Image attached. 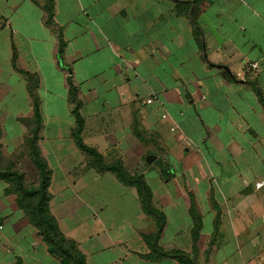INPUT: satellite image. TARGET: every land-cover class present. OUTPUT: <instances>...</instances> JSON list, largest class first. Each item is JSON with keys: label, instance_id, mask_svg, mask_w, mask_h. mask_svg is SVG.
Masks as SVG:
<instances>
[{"label": "crops", "instance_id": "obj_1", "mask_svg": "<svg viewBox=\"0 0 264 264\" xmlns=\"http://www.w3.org/2000/svg\"><path fill=\"white\" fill-rule=\"evenodd\" d=\"M19 70L38 80L50 210L86 264L182 263L144 257L150 249L143 234L155 221L135 187L99 171L76 144L71 85L82 104L83 139L106 162L119 156L113 160L136 168L144 158L160 159L155 147L169 152L166 180L183 184L162 188L170 200L160 207L167 220L162 247L192 250L182 192L202 165L215 176L208 188H217L221 229L199 262L264 264V187L256 186L264 181L257 92L264 99V0H0L1 142L14 156L28 149L23 119L34 116L29 80ZM22 163L37 184L30 155ZM8 188L0 180V264H61Z\"/></svg>", "mask_w": 264, "mask_h": 264}, {"label": "trees", "instance_id": "obj_2", "mask_svg": "<svg viewBox=\"0 0 264 264\" xmlns=\"http://www.w3.org/2000/svg\"><path fill=\"white\" fill-rule=\"evenodd\" d=\"M49 11H52L51 8ZM63 44V39H61L60 46H63ZM19 71L27 76L29 80V91L34 100V116L23 120L30 125V131L26 136V144L29 148L31 159L38 169L39 178L37 184H27L24 172L16 168L14 162H11L6 166L0 165V180H5L9 183L7 192H13L17 195L18 206L25 212L30 222L38 229L39 234L49 245L50 252L60 258L61 264H86L85 255L80 250L78 243L74 239L68 238L62 232L56 217L50 210L52 196L48 188L51 183L52 170L42 155L39 145L40 130L43 126V121L41 117V101L36 93L38 80L34 74L26 72L25 70ZM257 92L264 103L261 91L258 89ZM70 101L74 103L73 115L76 124L72 130V135L78 147L88 154L92 164L99 171H112L116 174L119 181L135 187L144 212L150 215L155 221V230L143 234L144 241L150 249V252L144 254V257L152 260L171 257L182 264H201L198 259L199 253L196 247L199 237L198 233L201 229V220H197L198 226L196 227L193 241L194 254L191 255L179 248L165 249L162 247L159 244V240L166 225V215L163 210H160L154 205L151 186L142 174L131 173L125 164L118 159L112 162H106L105 156L96 147L85 143L82 135L85 119L80 111L82 104L78 100L77 90L73 85H71L70 89ZM1 133L0 121V136ZM138 135L142 137V134L138 133ZM1 148L2 144L0 142V151ZM215 204L217 206V203ZM190 211L193 215L196 214L193 204L191 205ZM218 223L219 215L216 221V227Z\"/></svg>", "mask_w": 264, "mask_h": 264}, {"label": "rangeland", "instance_id": "obj_3", "mask_svg": "<svg viewBox=\"0 0 264 264\" xmlns=\"http://www.w3.org/2000/svg\"><path fill=\"white\" fill-rule=\"evenodd\" d=\"M1 139H2V133L0 136V142H1ZM150 139H151V137H150ZM1 144H2V142H1ZM21 145H23V143ZM17 151H18L17 152L18 156L10 155L3 149V144H2V148L0 151V165L6 166L7 164L14 162L15 167L18 168L20 171H24L25 169H27V166L22 162H24V157H27L28 155H30L29 148L28 149L19 148V150H17ZM153 151L158 154V156L160 158V159H158V161L156 160V162H154V160H152V162H148L147 158H144V162L142 164L138 165V167H136V168H135V166H130V165H128V166L125 165V166L128 168V170L131 173L142 174L144 176L145 180L147 181V183L151 186V188L153 190L152 193H153L154 205L157 208H159L160 210H162L161 208L163 207V210H164L166 208V206L168 205V203L170 202V200H168V195H167L168 192H163L162 188H163V186H165L166 183H170L171 180L170 181L166 180V179H168L167 166L162 161H163V159H166V155L168 156L169 152L166 149L162 148L161 146L158 148L155 147L154 149H151V153ZM196 152H197V150H196ZM30 157H31V155H30ZM107 157H108V155H107ZM113 157H119V156H109L108 160L112 162ZM118 160L123 162L122 157L119 158ZM16 162L20 163V164H17ZM152 165H154V166H152ZM203 169L205 170V173H204ZM24 174H25V181L27 184L36 183V179L34 178L33 174H31L27 170L24 172ZM210 178L212 180L215 178V176H212L210 172L207 173L206 167L201 165L200 168H197V170L194 169V174H191L189 179H188V175H187V179L185 180L184 186H183L184 192H182V193L185 196L184 199L186 200V204L189 207V209L191 208V205L193 204L194 210L196 213L195 215H193V213L189 210L190 216L192 219V223H191L192 224V227H191L192 250L190 251L191 255L194 254L193 241H194V237H195L196 227L198 226V222H197L198 219L201 220V229L199 230V233H198L199 237H198L197 245H196L199 255L201 253H204V254H207L206 256H208L210 254V252L213 251L214 243H215V240L217 239L215 236H217V237L219 236L220 229H221V227L219 226V223L216 227L217 219L214 218L215 217L214 212L216 209V204H215L216 201L215 200L217 198L216 197V195H217L216 189L217 188L216 189L211 188V187L208 188L209 184H210V186H212V185L214 186V183L210 182V180H209ZM261 182H263V181H261ZM261 182H259V183H261ZM259 183H257V185H256L257 187H264V184L260 186ZM170 184H173L175 186L177 184L181 187L183 182H181V181L173 182L172 181ZM200 187H202V189H200ZM117 206L118 205L115 202L111 206H109V210L111 211L114 208H116ZM117 216H118V214H117ZM204 223H206L205 224L206 227H204Z\"/></svg>", "mask_w": 264, "mask_h": 264}, {"label": "built area", "instance_id": "obj_4", "mask_svg": "<svg viewBox=\"0 0 264 264\" xmlns=\"http://www.w3.org/2000/svg\"><path fill=\"white\" fill-rule=\"evenodd\" d=\"M252 65H253V67L257 66L256 63H253ZM166 116H167V114H163V117H166ZM172 129H174V127ZM263 184H264V181L259 183L260 186L263 185ZM3 230H4V223H3L2 220H0V234L2 233Z\"/></svg>", "mask_w": 264, "mask_h": 264}]
</instances>
